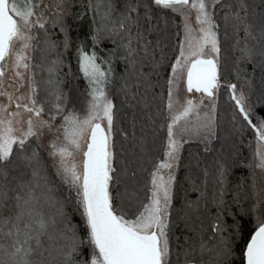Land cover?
<instances>
[{"label":"snow or ice","instance_id":"1","mask_svg":"<svg viewBox=\"0 0 264 264\" xmlns=\"http://www.w3.org/2000/svg\"><path fill=\"white\" fill-rule=\"evenodd\" d=\"M0 264H264V0H0Z\"/></svg>","mask_w":264,"mask_h":264},{"label":"trees","instance_id":"2","mask_svg":"<svg viewBox=\"0 0 264 264\" xmlns=\"http://www.w3.org/2000/svg\"><path fill=\"white\" fill-rule=\"evenodd\" d=\"M248 70L249 71H251V67L249 66L248 67ZM259 71H257V73H256V76H257V78H259ZM229 79H231V77H228ZM81 87H83V84L81 83ZM226 91H222L221 92V96H220V106H221V111L223 112V111H226V109L228 108V105L226 104ZM227 127V125H225V128ZM247 154V153H246ZM48 163L50 164L51 163V161H48ZM236 175H240V173L239 172H237L236 173ZM58 183V182H57ZM66 192V190L65 189H61V192L60 193H58V195H60V194H63V193H65ZM191 198H195L194 197V195L193 196H191ZM70 211V210H69Z\"/></svg>","mask_w":264,"mask_h":264},{"label":"rangeland","instance_id":"3","mask_svg":"<svg viewBox=\"0 0 264 264\" xmlns=\"http://www.w3.org/2000/svg\"><path fill=\"white\" fill-rule=\"evenodd\" d=\"M9 75H11V73H9Z\"/></svg>","mask_w":264,"mask_h":264}]
</instances>
